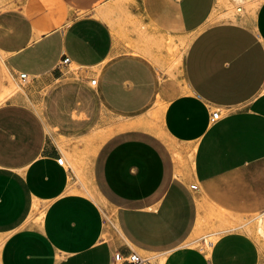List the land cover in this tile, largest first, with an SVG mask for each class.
Instances as JSON below:
<instances>
[{
  "label": "crops",
  "instance_id": "0c3cea01",
  "mask_svg": "<svg viewBox=\"0 0 264 264\" xmlns=\"http://www.w3.org/2000/svg\"><path fill=\"white\" fill-rule=\"evenodd\" d=\"M179 33L193 37L184 88L162 111L169 145L127 126L73 168L60 143L78 134L71 99L105 128L143 115L152 59ZM64 55L87 90L65 89ZM0 56L30 78L0 104V264H111L115 251L264 264V0H0ZM97 189L118 203L116 222Z\"/></svg>",
  "mask_w": 264,
  "mask_h": 264
},
{
  "label": "rangeland",
  "instance_id": "374dc122",
  "mask_svg": "<svg viewBox=\"0 0 264 264\" xmlns=\"http://www.w3.org/2000/svg\"><path fill=\"white\" fill-rule=\"evenodd\" d=\"M135 4L138 5L137 2H135ZM120 12L122 13V10ZM233 13H235V10ZM100 17L105 21L109 20L107 18L106 11H103ZM192 37L193 33H189V35L179 33L176 38H168L165 48L158 51L155 55L156 57L152 59V62L154 63V65H152V69L155 72L157 81L155 99L152 104L145 109L143 115L136 117L142 118V123L139 126L137 125L133 128L141 130L143 129L146 132L155 135V141L157 144H160L158 137L160 136L161 131L157 126L155 112L157 113V111L166 104L169 98L176 95L184 88L185 80L183 75V59L188 42L190 43ZM170 40H172V42ZM59 74L62 75L65 82L69 83V85L65 88L67 91H76L78 89H82L83 86L84 89H88V86H86L87 84L85 83L83 70H80L77 66H65L61 69V71H59ZM29 84L30 81L21 83L17 76L10 73L4 67L2 63V57L0 56V104L4 103L13 95L18 93L23 94L24 91L29 87ZM49 89L50 88L44 89L43 94H46ZM71 101L72 105L75 103V105L70 110V117L73 123L72 125L75 126V130L70 132H78V134L73 136H60V143L75 149L73 150L75 151L73 157L74 161L71 160L68 161V163L73 168L78 167V169H82L84 165V156L88 155L89 153H95L104 145L109 146L111 142H113L111 140L112 136L116 134V131H119L120 126L115 125L114 129L113 127H101V120L96 121L97 115H91V113L85 114L83 105H85L84 103L86 102V98L78 96L75 99H71ZM98 108L100 110V104H98ZM171 143L173 144L174 148H180L178 144L173 142ZM178 154L179 153L177 151L172 153L175 159L180 157ZM94 194L103 210L106 224L108 225L113 221L116 222L118 203L114 201L103 189H97V192Z\"/></svg>",
  "mask_w": 264,
  "mask_h": 264
},
{
  "label": "built area",
  "instance_id": "2783aa9c",
  "mask_svg": "<svg viewBox=\"0 0 264 264\" xmlns=\"http://www.w3.org/2000/svg\"><path fill=\"white\" fill-rule=\"evenodd\" d=\"M238 11L240 10V7L238 6L236 8ZM71 64V60L67 55H64L57 63L56 68L61 70L63 67L68 66ZM21 83L29 82V76L26 73H19L17 76ZM91 85L96 84V78H91L89 80ZM219 118V112L215 110L211 114V119L216 120ZM57 162L59 164L63 163V158L59 157L57 158ZM192 188H196L195 184H191ZM111 264H153L148 257L142 256L136 252H131L124 254L120 251H115L112 254V261Z\"/></svg>",
  "mask_w": 264,
  "mask_h": 264
},
{
  "label": "bare ground",
  "instance_id": "6f19581e",
  "mask_svg": "<svg viewBox=\"0 0 264 264\" xmlns=\"http://www.w3.org/2000/svg\"><path fill=\"white\" fill-rule=\"evenodd\" d=\"M172 42V40H170ZM160 106V105H159ZM166 104L157 111V113L155 112L156 114V122H157V126L159 127L160 129V137H162L166 143L169 145V142L167 141L168 138H170V136L166 133V131L163 129V127L161 126V120H162V111L163 109L165 108ZM151 114V113H150ZM142 123V118H138V119H134V120H130L129 122H125L123 124H120L119 128L122 129V128H125L127 126H131V127H135V126H139L140 124ZM148 124H152V123H148ZM154 124V123H153ZM126 129V128H125ZM156 130V129H155ZM154 131V130H153ZM117 132V131H116ZM157 133V132H156ZM159 133V132H158ZM105 134V133H104ZM108 135V134H107ZM106 135V136H107ZM112 135V134H111ZM159 135V134H157ZM171 143V142H170ZM172 144V143H171ZM173 145V144H172ZM176 146V145H175ZM182 148V147H181ZM179 149V148H178ZM174 151V150H173ZM180 151V150H179ZM182 151V150H181ZM179 155V154H178ZM220 215V214H218ZM220 218V217H219ZM218 219V217H217ZM264 236V235H263Z\"/></svg>",
  "mask_w": 264,
  "mask_h": 264
}]
</instances>
